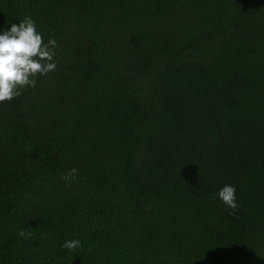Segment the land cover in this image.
Segmentation results:
<instances>
[{"label": "trees", "instance_id": "trees-1", "mask_svg": "<svg viewBox=\"0 0 264 264\" xmlns=\"http://www.w3.org/2000/svg\"><path fill=\"white\" fill-rule=\"evenodd\" d=\"M25 16L57 68L0 104V264H264V0H0Z\"/></svg>", "mask_w": 264, "mask_h": 264}, {"label": "clouds", "instance_id": "clouds-1", "mask_svg": "<svg viewBox=\"0 0 264 264\" xmlns=\"http://www.w3.org/2000/svg\"><path fill=\"white\" fill-rule=\"evenodd\" d=\"M55 38L47 42L38 30L36 22L25 16L19 24L11 23L6 30H0V104L11 102L22 95L25 88H35L37 76H47L57 68ZM78 169L73 167L62 179L73 182L77 179ZM217 198L229 209L238 208L236 187L225 184L216 193ZM20 236H25L21 231ZM81 241L73 238L65 240L61 248L77 253Z\"/></svg>", "mask_w": 264, "mask_h": 264}]
</instances>
